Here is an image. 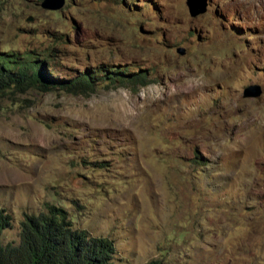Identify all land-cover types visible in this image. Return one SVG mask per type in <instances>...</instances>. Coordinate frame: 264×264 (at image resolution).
<instances>
[{"label": "rangeland", "instance_id": "rangeland-1", "mask_svg": "<svg viewBox=\"0 0 264 264\" xmlns=\"http://www.w3.org/2000/svg\"><path fill=\"white\" fill-rule=\"evenodd\" d=\"M186 1L0 0V47L56 43L54 76L147 75L2 98L4 242L53 202L114 240L113 264H264V0H209L196 17Z\"/></svg>", "mask_w": 264, "mask_h": 264}, {"label": "trees", "instance_id": "trees-1", "mask_svg": "<svg viewBox=\"0 0 264 264\" xmlns=\"http://www.w3.org/2000/svg\"><path fill=\"white\" fill-rule=\"evenodd\" d=\"M2 6L0 2V12ZM56 45L41 50L15 49L9 44L0 47V101L6 95L32 89L61 88L90 95L102 84L147 82L146 74L105 65L86 68L73 78L54 76L50 62L56 56ZM12 221L11 214L0 208V236ZM19 236V241L4 242L0 238V264H113L117 253L113 239L74 227L69 210L53 202H47L39 213H25ZM146 264L164 262L153 258Z\"/></svg>", "mask_w": 264, "mask_h": 264}, {"label": "water", "instance_id": "water-1", "mask_svg": "<svg viewBox=\"0 0 264 264\" xmlns=\"http://www.w3.org/2000/svg\"><path fill=\"white\" fill-rule=\"evenodd\" d=\"M190 14L196 17L207 11L209 0H187ZM65 4V0H43L41 5L46 9L58 10ZM181 53H184V48L178 49ZM263 90L259 84H251L244 89L245 97H258L262 94Z\"/></svg>", "mask_w": 264, "mask_h": 264}]
</instances>
